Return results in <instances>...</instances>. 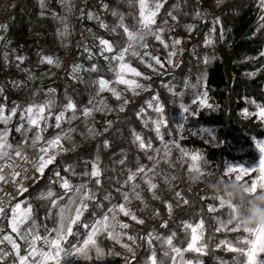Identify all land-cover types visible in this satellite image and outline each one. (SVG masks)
I'll return each instance as SVG.
<instances>
[{
    "label": "trees",
    "instance_id": "16d2710c",
    "mask_svg": "<svg viewBox=\"0 0 264 264\" xmlns=\"http://www.w3.org/2000/svg\"><path fill=\"white\" fill-rule=\"evenodd\" d=\"M104 5H107V8ZM72 11L71 0H44L43 8L40 0H28V5L19 8L15 19L6 24L5 33H2L0 38V88L3 89L0 104L10 106L16 101H45L49 98V90L53 89L55 113L63 110L69 99L76 105V119L70 123L65 120L61 129L55 128L52 123L43 133L45 139H48L61 130L66 132L69 128L75 129L71 134L72 141L62 142L68 150L56 155L55 162L48 165L43 175L40 174L18 198L31 203L34 217L41 225L39 233L42 236L48 235V232L58 226L56 218H47L50 212L55 215L58 208H52L49 200L39 199L41 194L52 190L56 197H59L58 203L61 206L67 203L71 195L57 182L56 172L69 179L72 185L88 183L89 189L96 194L95 201L90 202V207L80 222L73 226L72 235L62 242L63 247L69 251L84 247V241L91 234V229L85 228V224H92L104 214H108V208L113 205L124 203L122 193H131V184L138 183V191H141L147 207L136 199H132L128 207L139 219H143L144 223L139 227L127 223L129 228L124 230L128 235L136 237L135 244H132L127 236L117 243L105 232H98L94 237L95 246H88V258L77 251V264H149L151 249L141 237L156 233L161 238H166L175 233L173 244L186 247V241L190 237L185 233L184 224H196L201 219L204 221L203 242L208 245L206 254L184 252V259H199L202 264H235L238 254L227 250L220 242L227 239L235 244L237 236L247 234L242 230H216L219 227L217 221L227 220L229 210L226 206L221 208L219 201L213 199L218 196L210 185L232 177L225 171L230 162L242 163L254 157V153L249 150L231 153L236 144L240 143L249 148L252 145L251 137L259 139L264 136V129L260 127L254 113L249 117L241 115L245 109L253 112L256 104L264 106V56L260 55L264 49V27H261L264 24L261 20L264 7L260 6L258 0H222L219 3L218 0H164L163 7L156 17L157 25L171 29L163 34L169 44L173 38L181 39L182 43L177 46L178 55L173 57V67L151 77V86L128 102L123 111L112 104L109 105L101 92L98 94L99 86L96 82L101 78L111 81L114 79V73L110 70L108 61L100 55L97 41L92 42L89 49L92 53L91 59L89 52L74 48L71 58L64 65L72 44ZM89 11L97 12L99 20L89 19ZM113 12L118 15H113ZM196 12L201 13V18L196 17ZM169 13L177 19L174 21ZM119 15H123L124 24L128 26L137 23L138 14L130 0H87L83 20L98 31L102 38L113 42L118 51L126 43L123 29L112 31L119 23ZM217 18L218 24L214 23ZM165 20L167 24H164ZM100 21L108 25V28H102ZM65 25L67 32L61 35ZM187 25L194 27L188 31ZM213 27L215 32L211 31ZM208 35L213 40L211 45L205 43ZM148 38L150 41L154 39ZM224 46H228L230 54L231 82L228 81L218 55V50ZM167 50L170 51L171 47ZM17 57L24 59L21 62ZM42 57L58 59L60 67L42 63ZM73 62L82 66L75 74L77 78L71 74ZM93 65L97 66V71H88ZM57 70L58 81L54 78L46 84L39 81L43 75ZM250 73L255 75L251 76ZM186 82L189 85L187 87ZM203 92H207V101L214 108H201L198 102L193 103L194 99H198V94ZM154 95H157L159 104L164 108L166 124L160 128L163 142L152 129L145 127L140 118L146 116L145 112L141 113V109L145 110V102ZM89 101H93L101 110L93 111L91 116L85 117L83 109L93 107ZM100 101H104L108 107L104 108ZM181 105L189 109L187 113L184 112L183 121L188 130L214 127L213 142L209 141L207 135L200 137L196 132L179 135V128L172 115L183 110ZM72 114V111H68L65 116L70 117ZM100 114L103 115L104 124L97 128L95 118ZM151 116L158 118L155 111H151ZM147 125L151 127L150 122H147ZM90 128L98 135H90ZM133 132L138 133L146 145L150 141L152 147L141 149L139 141L134 142ZM28 135L30 143L32 133ZM23 138L22 133L12 130L10 140L14 146L21 143ZM105 141L108 142L107 147ZM165 144L169 149L166 159L163 158ZM155 149H161L158 155ZM181 149L200 152L207 161L205 167L210 170V176L193 187L188 179V157L181 158ZM97 156L102 173L99 185L95 184L94 178L90 182L89 177L82 175L85 171H91V162ZM150 156H155L159 161L155 166L159 175L155 177L154 182L158 185L155 191L160 199L152 198V192L140 177L125 184L130 170L134 172L141 165L146 166V171L153 168L155 161L150 160ZM122 159L124 164L120 163ZM69 167L75 174L73 171H65ZM148 175L150 176L151 172H148ZM171 177L175 179L171 180L172 186L169 187L165 179ZM177 191L188 200L187 204L176 198ZM165 201L173 205L171 214L165 207ZM210 205L218 210L209 212ZM156 212L159 215H156ZM117 220L121 222L120 213L117 214ZM162 224L167 226L162 227ZM0 228L3 232L9 231L7 220L0 223ZM125 243L132 247V252L122 246ZM40 244L44 249H48L42 242ZM97 247L101 249L100 256L97 255ZM166 247L160 240H153L151 246L155 249L158 260L171 264L163 255ZM20 248L22 252L25 250L24 242L20 243ZM13 260L10 254L0 260V264H13Z\"/></svg>",
    "mask_w": 264,
    "mask_h": 264
},
{
    "label": "snow or ice",
    "instance_id": "6c2138e0",
    "mask_svg": "<svg viewBox=\"0 0 264 264\" xmlns=\"http://www.w3.org/2000/svg\"><path fill=\"white\" fill-rule=\"evenodd\" d=\"M63 2V0H62ZM138 6V17L137 23L134 26H128L124 24L123 15H119V23L112 28V31H116L117 28L123 29L125 36L127 37L126 43L123 47L117 51V46L104 38H98L99 46H100V55L104 57L105 60L110 62V70L114 73L115 80L108 81L103 78L99 79L96 83H98V94L103 91H110L112 95L120 99L122 96L121 92H118L116 88L110 87L111 83H115L117 85L123 84L126 86V90L132 91L133 95H138L137 89H145V85L139 83L134 78H127L129 75L132 77H141L143 74L138 71L135 67L131 65L130 62H126V56L131 55L133 57H137L140 59L141 63H145L144 57L150 56L152 60L155 61V64L160 65L161 68L164 67V64L161 62V59L157 56H152L151 53L144 51L141 53L137 49H147L149 47L147 43V37L154 38L155 41H158L165 49L171 50L168 51L167 63L172 64V58L178 55V48L182 41L179 38H173L171 43L169 44L164 39V33L166 31H171V29H166L162 26L157 25L156 17L159 14L160 9L163 7L164 0H135ZM222 2V0H218V3ZM261 6L264 7V0H260ZM41 7H44V0H40ZM107 8V5H104ZM113 15H118L116 12H113ZM172 16L171 13H169ZM197 18H201V13H195ZM89 19H97L98 17L94 16L91 12L87 14ZM172 19L175 21L177 19L176 16H172ZM261 20L264 21V16L261 17ZM214 23H219V18L216 19ZM164 24H167V21H164ZM100 26L102 28L107 29L108 25L104 24L100 21ZM193 25H187L186 28L188 31L193 29ZM264 27V24L261 25ZM212 32H215V27L211 29ZM67 25H65V30L61 35L66 34ZM222 36V33H221ZM206 44L211 45L213 40L211 38H207L205 41ZM86 52H89V59L92 58V53L89 49L85 48ZM113 53L111 57L104 55L105 53ZM261 56H264V52L260 53ZM21 62L23 61V57H17ZM254 59V58H252ZM42 63H47L50 65H54L55 67H60L59 60H54L52 57H42ZM205 62H207V57L205 58ZM148 67H152L151 64L147 65ZM82 66L75 65L72 68V72L74 78L76 73L81 70ZM155 70V69H153ZM88 71H97V66L93 65L91 69ZM249 75L254 76L255 73H250ZM145 80L150 79L148 76L143 77ZM189 86L186 82V87ZM192 87H196V85H191ZM55 90H49V98L46 99L43 103L40 104H30L24 109H20L19 106L13 107L11 109L10 115H5V108L3 105H0V124L5 125L3 129H0V161H4L3 165H0V173L3 172V167H12L11 164L7 163L13 159V154L15 157H22L27 160V157L22 156L21 149L24 146L35 147L41 141L44 142V146L39 148V157L36 162V171L41 175L44 173V169L55 162L56 155H49L50 149H59V151H67L63 146V141H72V133L76 130L73 128H69L66 132L61 130L54 137L45 139L43 133L46 131V127L48 126V120L53 118L55 119L54 127L57 129H61V124L65 120L67 122H71V120L76 119V105L74 102L69 99L68 103L63 106V110L58 113H53V109L55 107V99L52 96ZM171 91V89H170ZM3 89L0 88V94H2ZM199 100H193V103H199L201 106L212 107L207 103V92H203L198 94ZM153 101H156L155 105L152 101L148 102V107L153 108V110L158 114V118L153 121L155 125L156 135L160 137L163 142V136L160 132V128L162 125L166 124L164 119V108L159 104L158 97H153ZM90 104H93L91 108L83 109V116L89 117L92 115L93 111H99L100 108H97L93 101H89ZM128 103L127 100L124 101L126 105ZM253 103H255L253 101ZM100 104L107 108V104L104 101H100ZM181 108L184 112H188L189 109L184 105H181ZM259 109L258 115L261 119H264V106L257 105ZM111 110V109H109ZM123 105L120 107V111H123ZM20 111V121L21 123L16 127V131L23 134V141L21 143L16 144L15 146L9 142L10 129L7 127L9 122L12 120L14 116H16L17 112ZM68 111H72V116L66 117L65 113ZM143 109H141V113H143ZM247 114V113H246ZM139 115V114H138ZM109 125L111 122H108ZM44 125L42 127L41 125ZM145 126H147V121H145ZM29 133H32L31 142L29 143ZM90 135H98L94 129H89ZM134 142L139 141V147L141 149L151 148V142L149 141L147 145L144 140L138 133L133 132ZM105 147L108 146V142H104ZM258 149L264 153V142L257 143ZM157 155L160 153L161 149L154 150ZM181 151V158L188 157V173L189 174H199L202 173V166L206 165L207 161L201 156L199 153H189L183 149ZM58 154V153H57ZM169 155L168 145L164 146V159ZM150 160L155 161L153 168L148 169L146 171V166H139L136 171H129V175L125 184H128L129 181H135L137 177H140L144 180V183L147 184L148 190L152 192L153 199H160L159 195L155 191L158 188L157 183L154 182L156 176L159 175L158 172L155 171L156 164L159 161L155 156H150ZM121 164H124L125 161L122 159L120 161ZM65 171H73L70 167L65 169ZM260 177L252 181L250 184L247 182H243L242 177L244 174L248 172V169L241 168L239 170L229 167L227 169L228 173H236L234 177H229L227 180H235L245 185L246 189L252 193H256L257 191H264V159L260 161ZM148 172H151V175H148ZM101 168L99 165V156L96 157L94 161L91 162V171H85L82 175L89 177V181L94 178L95 184H100L99 177L101 176ZM143 174V175H141ZM20 173L14 172L13 177L19 176ZM57 177V182L60 183V186L65 190L66 193H71L69 195L67 203L62 206L58 203L59 197H56V194L49 190L47 193H42L39 199L49 200L52 208H58V212L53 215L51 212L49 213V217L47 218H56L58 226L53 228L51 232H48L46 226H44L45 231L48 232V235L42 236L39 233V229L41 227L40 224L37 223L34 217L33 207L30 202L22 201L17 202L14 205L5 206L4 204H0V223L4 220L8 221V225L11 228V232L15 233L20 240L24 241L26 247V254L21 255L20 244L16 242V240L12 237V235H2L0 238V245H3L5 242L11 245L12 253L5 252L3 248H0V260H3L6 256L10 254H14L16 259L18 260V264H48V261L55 260L56 264H59V259L61 253L64 251L61 248V243L73 233V226L77 225L81 217L84 213L89 209L90 202L95 201V192L89 189L88 183H81L79 185H72L69 179L60 176L59 172L55 173ZM175 179V177L166 178L165 183L171 187V180ZM0 181H5V177L0 174ZM140 184L133 183L131 184V193L124 192L122 193V198L124 203L119 205H113L111 208H108L107 213L102 216V218L95 220L92 224H85V228L91 229V234L84 241V247L78 248L77 251L82 254L85 258H88V246H95L94 237L98 232H105L111 239L115 240L117 243H120L123 237L127 236V239L135 244L136 237L133 235H128V233L124 230L129 228V224L121 223L117 220V214L123 213L125 216H130L132 220L136 221L139 224H143L144 220L139 219L137 215L131 211L130 207L132 199L140 200L142 203H145L143 197L141 195ZM27 191V188L20 185L19 193H24ZM175 196L178 200H183V203L187 204L188 200L184 199L182 193L177 191ZM56 197V198H54ZM106 199L108 197H105ZM213 199H217L219 201V205L221 208H228V218L227 220H218L217 231L228 230L231 232H239L243 231L247 235L245 236H237L235 244L231 240H222L220 245H225L227 250L232 251L238 254V259L235 261V264H264V227L257 228H248L243 227L239 222L236 221L237 208L231 202L224 201L221 197H213ZM22 204L26 205L22 207ZM95 207H99V205H95ZM145 207L147 204L145 203ZM165 207L168 209L169 214L172 212L173 205L167 201H165ZM209 212H215L218 209L214 206H209ZM110 214V215H109ZM159 215L158 212L155 213ZM229 225H233L229 228ZM162 227H166V224H162ZM185 233L189 235V239L186 241V247H177L173 244V240L175 238V233L172 235L161 238L156 233H148L147 237H141V239L146 240L147 244L151 249V255L149 256V264H165L164 260H158L155 249H152L153 240H160L162 245H166L167 247L164 250L163 255L167 257L171 264H177L179 259V264H193V260H185L184 252H193L198 254H206V250L208 248L207 243L203 242L204 235V221L200 220L199 223H185L184 224ZM190 230V231H189ZM3 232V229L0 228V233ZM54 237V238H53ZM38 242H42L43 246L51 249L50 251L44 250V247H38ZM218 245V247L220 246ZM124 248L127 251L132 252L133 249L129 244H123ZM97 255H102L101 249L99 247L96 248ZM195 264H202V261L199 259L195 260Z\"/></svg>",
    "mask_w": 264,
    "mask_h": 264
},
{
    "label": "rangeland",
    "instance_id": "374dc122",
    "mask_svg": "<svg viewBox=\"0 0 264 264\" xmlns=\"http://www.w3.org/2000/svg\"><path fill=\"white\" fill-rule=\"evenodd\" d=\"M130 1H131L132 6L135 8V10L137 11V14H138V6H137L135 0H130ZM258 3L261 6L260 0H258ZM89 12H91L94 16L99 18L97 12H94V11H89ZM91 20H97V19H91ZM6 27H7V25L2 26L1 29H0V33L4 34ZM207 38H209V35L207 36ZM126 39H127V37H126ZM97 42H98V45H99V41H97ZM147 43L149 45V47L147 49L138 48L137 50L140 51L141 53H143L144 51H147V52L151 53L152 56L159 57L161 59V62L164 64V67L161 68L160 65L155 64V61L152 60L150 56L144 57L145 63H141L139 58L133 57L130 54L126 56V62H130L133 67H135L138 71H140L143 74L141 77H132L131 75H129L127 77V78H134L139 83L145 85V89H143V90L137 89V92L139 94H141L143 91H145L146 89H148L151 86V82H150L151 77L164 72L166 69L172 68L173 65H174L173 58H172V61H173L172 64H168L167 63V56H168V51L169 50L165 49L163 47V45H161L158 41H155L154 39L152 41H150V39L148 37H147ZM262 52H264V49L262 50ZM105 55L111 57L113 55V53H107L106 52ZM108 63L110 64L109 61H108ZM148 64H151L152 67H148L147 66ZM75 65H78V64L76 62H73L72 65H71V74H73L72 68ZM153 69H155V70H153ZM54 73L55 72H49L46 75H43L39 80H41L42 84L48 83L52 78H54L56 81H58L57 78L54 76ZM144 76H148V77H150V79L145 80L143 78ZM114 80H115V77L111 81H114ZM109 86L110 87H114V88H116V90L118 92H121L122 93L121 98L120 99L115 98L110 91H103V92H101V95L106 98V100H107L109 105L112 104V105L116 106L119 109H120V107L122 105L125 108V106L127 105V104L126 105L124 104L125 100L130 102L131 100L135 99L139 95V94L138 95H133L132 91L126 90V86L123 85V84L117 85L115 83H111ZM153 97H157V95H154ZM153 97L150 100H147L145 102L147 105H146V108L143 111V113L145 112L146 116L140 117V118H141V120H142V122L144 124H145V121L150 122L151 127L149 128L148 125L145 126V127L147 129H149V130L152 129V131L156 133L155 125L153 123V121L156 120V119L151 116V111H154V110H153V108H149L148 107V102L149 101L153 102ZM198 100H199V97H198L197 101ZM43 102L44 101H39V102L38 101H35V102H31V101H24V102L16 101V102H13L12 105H10V106H7L6 104H0V105H3L4 108H5L4 114L5 115H10L11 109L13 107L19 106L20 109H24L30 104H40V103H43ZM207 103H208V101H207ZM153 104L155 105L154 102H153ZM199 107L203 108V107H206V106H201L199 104ZM211 108H214V107L212 106ZM52 111L55 114L54 110H52ZM258 112H259V109L257 108V104H256L255 105V109H254L253 112H250L249 110L245 109V110H243L241 112V115L243 117H249V116H251L254 113L255 117H256V120L260 123V127L262 129H264V119H261V117L258 115ZM172 117L174 119L175 124L179 128V135L183 136V135H186L188 132H196L197 135L200 136V137H202L204 134L207 135L209 141L213 142L214 130H215L214 127H206V128H198V129H190V130H188L187 125H185L183 123V121L185 119V114H184L183 110L176 111L175 113H173ZM20 123H21V121H20V111H18L16 116H14L12 118V120L9 122V124L7 125V127L10 129V135L8 137L10 143H12L11 140H10L11 132H12V130L15 131L16 127ZM52 123L55 124L54 115H53L52 119L48 120V126L46 127V129ZM95 124H96L97 128H100V127L103 126V124H104L103 115L100 114V115L96 116ZM4 127H5V125L0 124V129H3ZM251 140H252L251 147L248 148V146H243L240 143H238L231 149V153H242L244 151L249 150V151H252L254 153V157L252 159H248V160H246L245 162H242V163L230 162L226 166V169H225L226 173H228L227 169L229 167H232V168L237 169V170H239L241 168L248 169V172L243 175L242 180H243V182H247L249 184L252 181L257 180L260 177V171H259V169H260V161H261V159H264V153H262L257 147V143L258 142H264V136L262 138H259V139L251 137ZM187 152H189V153H199L202 156V154L200 152H198V151L187 150ZM206 165H207V163H206ZM206 165L202 166L203 175H200L201 177H203V180L210 176V170L207 167H205ZM228 174H230L232 177H234L236 175V173H228ZM190 185H191V187H193V186H195L197 184H192L191 183ZM17 202H22V199L17 200L16 202H14V203H12L10 205H14ZM22 207H24L23 204H22ZM120 220H121V222H124V223H133L136 227L140 226V224L137 223L136 221L132 220L130 216H125L123 213H120ZM2 235H12V237L16 240V242L18 244H20L21 242H24V241L20 240L19 237L15 233L11 232V228L10 227H9V231L0 233V238H2ZM37 246L38 247H42L40 242H38ZM0 247L3 248L5 251L7 250L9 253H12L11 245L7 244V242H5L3 245H0ZM61 248L64 251L61 253V256H60V259H59V264H77V250L69 251V250H67V249H65L63 247L62 243H61ZM44 250L50 251L51 249L48 248V249H44ZM20 254L21 255H25L26 254V248H25V250L23 252L21 251ZM195 254H198V253H195ZM11 255L13 256V259H14L13 260V264H18V260L16 259L15 255L14 254H11ZM198 255H201V254H198ZM262 255H264V254H262ZM119 260H122V258H119ZM48 264H56V261L55 260H50V261H48ZM193 264H195V261H193Z\"/></svg>",
    "mask_w": 264,
    "mask_h": 264
},
{
    "label": "built area",
    "instance_id": "2783aa9c",
    "mask_svg": "<svg viewBox=\"0 0 264 264\" xmlns=\"http://www.w3.org/2000/svg\"><path fill=\"white\" fill-rule=\"evenodd\" d=\"M87 0H71L72 5V25H71V47L65 57L64 65L71 58L74 48L90 49L92 42L98 41V38H102V35L86 24L83 20L85 14V4ZM28 5V0H0V29L7 23L12 22L17 14L19 8H24ZM2 33H0L1 38ZM1 44V40H0ZM228 46H226L227 48ZM59 79V72L56 76ZM44 127V125H41ZM44 142L41 141L35 147L24 146L22 156L27 157V160L22 157H15L7 163L12 167H3V172L0 173L5 177V181H0V204L9 206L16 202L20 197L19 193L20 185L28 188L39 177V172L36 171V162L40 155L39 148L44 146ZM61 151L59 149H50L49 155H58ZM58 153V154H57ZM5 162L0 161V165ZM20 173L19 176L13 177V173Z\"/></svg>",
    "mask_w": 264,
    "mask_h": 264
},
{
    "label": "clouds",
    "instance_id": "9594fccd",
    "mask_svg": "<svg viewBox=\"0 0 264 264\" xmlns=\"http://www.w3.org/2000/svg\"><path fill=\"white\" fill-rule=\"evenodd\" d=\"M188 179L192 184L203 182L199 174H190ZM210 187L218 197L236 206V221L243 227H264V191L252 193L244 184L235 180L218 181Z\"/></svg>",
    "mask_w": 264,
    "mask_h": 264
},
{
    "label": "water",
    "instance_id": "95a60500",
    "mask_svg": "<svg viewBox=\"0 0 264 264\" xmlns=\"http://www.w3.org/2000/svg\"><path fill=\"white\" fill-rule=\"evenodd\" d=\"M218 55L220 56L223 66H224V71L228 77V81L231 82L232 80V72H231V60H230V54L228 49L224 46L221 47L218 50Z\"/></svg>",
    "mask_w": 264,
    "mask_h": 264
},
{
    "label": "crops",
    "instance_id": "0c3cea01",
    "mask_svg": "<svg viewBox=\"0 0 264 264\" xmlns=\"http://www.w3.org/2000/svg\"><path fill=\"white\" fill-rule=\"evenodd\" d=\"M59 71L57 70L55 73H54V76L56 77L57 76V73H58ZM40 82H41V80H39ZM39 102V101H38Z\"/></svg>",
    "mask_w": 264,
    "mask_h": 264
}]
</instances>
